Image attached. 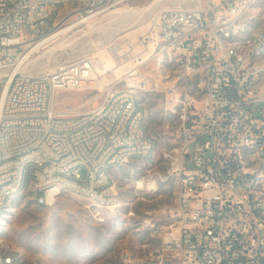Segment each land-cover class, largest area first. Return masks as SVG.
<instances>
[{
    "label": "built area",
    "instance_id": "1",
    "mask_svg": "<svg viewBox=\"0 0 264 264\" xmlns=\"http://www.w3.org/2000/svg\"><path fill=\"white\" fill-rule=\"evenodd\" d=\"M130 1L0 0V213L26 189L41 208H52L69 186L101 225L105 220L87 197L99 195L115 213L121 200L111 172L135 159L150 164L155 143L137 94L151 84L152 92L167 95L153 74L130 89L111 90L95 111L72 115L57 112L55 98L95 88L91 59L36 75L28 62L17 70L46 37ZM187 1L195 4L186 7ZM73 3L82 10L73 11ZM256 7L264 8V0H182L160 10L161 51L171 59L174 53L188 82L167 111L178 123V142L162 150L176 200L163 211L167 222L149 225L158 243L143 257L127 254L122 264H264V17H256ZM26 27L41 36L27 37ZM129 142H137L138 152ZM156 175L142 177L136 190L157 186ZM85 180H94V189ZM0 264L13 259L0 252Z\"/></svg>",
    "mask_w": 264,
    "mask_h": 264
},
{
    "label": "rangeland",
    "instance_id": "2",
    "mask_svg": "<svg viewBox=\"0 0 264 264\" xmlns=\"http://www.w3.org/2000/svg\"><path fill=\"white\" fill-rule=\"evenodd\" d=\"M153 1L132 0L118 9L119 12L132 10L130 13L119 14L114 9L90 24L73 29L36 51L32 55L35 62L27 67L36 75L52 72L60 62L88 58L94 65L102 62V72L117 71L113 80L102 88L59 92L55 98L57 112L72 115L95 111L111 90L117 93L130 89L151 74L164 82L162 89L167 95L152 92L151 84L142 85L137 94L146 105L145 127L155 143L150 164L144 166L143 159H135L111 172L120 192L121 207L108 214L107 222L101 225L88 216L86 201L81 197L64 193L54 207L46 209L39 207L32 191L25 188L0 213V252L22 251L25 264H122L125 254L140 258L158 243L152 238L149 225L168 221L163 211L175 203L177 191L174 181L165 180L167 166L162 158V150L174 147L179 136L178 123L167 111L178 88L188 82L176 65L174 53L172 59L167 52L162 53L156 29L160 10L182 0H162L149 12L137 13ZM194 4L187 1L185 6ZM24 34L33 38L41 36L30 27L25 28ZM175 86L177 89L171 90ZM152 174H157L154 176L157 186L137 191L135 184ZM29 181L28 172L25 186Z\"/></svg>",
    "mask_w": 264,
    "mask_h": 264
},
{
    "label": "bare ground",
    "instance_id": "3",
    "mask_svg": "<svg viewBox=\"0 0 264 264\" xmlns=\"http://www.w3.org/2000/svg\"><path fill=\"white\" fill-rule=\"evenodd\" d=\"M162 1V0H154L153 2L149 3L148 5H146L144 8L140 9V11H137V13H146L149 12L150 10H152L154 7L157 6V4ZM117 8V12L116 13H130L132 12V10H128V11H118ZM82 10V3H73V11H81ZM115 10V11H116ZM114 12V11H113ZM112 13V12H111ZM116 14V15H119ZM256 17H264V8L263 7H256ZM92 23L89 22V24ZM80 24L78 23H72L69 26H66L65 28H63L62 30H60L59 32H57L54 35L48 36L46 37L40 44H38L37 46H35L34 49H32L29 54L25 57V59L21 62V64H19V66L17 67V70H19V68L25 63L28 62L29 64L35 62L33 60L32 55L38 51L39 49H41L42 47L50 44L51 42H53L54 40L62 37L63 35L69 33L70 31H72L73 29L79 27ZM242 30L243 31H250V23H242ZM95 69H94V83L91 84V86L94 87H100L102 88L103 86L109 84L113 78L115 77L117 71L112 70L110 72H102L100 71V66L103 64L101 63H97L95 62ZM111 63V62H108ZM176 65L178 66V59H176ZM108 70V68H107ZM114 71V72H113ZM112 72V73H111ZM111 73V74H110ZM139 104H144L141 103L139 101ZM129 149H131V152H138V145L137 142H129ZM139 186L144 185V180H139L138 182ZM85 187L87 189H94V180H85ZM146 189H143L142 191L144 192ZM62 193H70V187L69 186H62ZM16 196V195H15ZM12 196V198L10 199V201L15 197ZM87 201H88V206H91V208L94 210V212L98 213V217L100 219H104L105 223L107 222V216H109L108 214L110 213H114V210L112 208H110L109 206H107V202L105 201L104 198H101L99 195H92L87 197ZM36 203L39 207H41V204L39 203V200H36ZM119 209H117L115 212H117ZM4 254L6 256H8V258L13 259V264H24L23 261V257H24V253L22 251H18L17 253H6L4 252ZM127 261V254H125L123 256V262Z\"/></svg>",
    "mask_w": 264,
    "mask_h": 264
},
{
    "label": "crops",
    "instance_id": "4",
    "mask_svg": "<svg viewBox=\"0 0 264 264\" xmlns=\"http://www.w3.org/2000/svg\"><path fill=\"white\" fill-rule=\"evenodd\" d=\"M150 160H151V157H150Z\"/></svg>",
    "mask_w": 264,
    "mask_h": 264
}]
</instances>
